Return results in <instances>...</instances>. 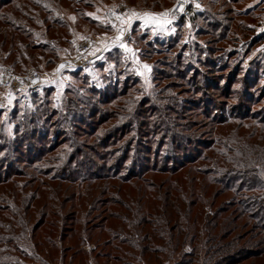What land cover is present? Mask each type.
<instances>
[{
    "label": "trees",
    "instance_id": "1",
    "mask_svg": "<svg viewBox=\"0 0 264 264\" xmlns=\"http://www.w3.org/2000/svg\"><path fill=\"white\" fill-rule=\"evenodd\" d=\"M174 2L132 0L129 4L163 10ZM202 3L204 10L180 18L178 25L199 20L198 32H208L211 29L205 26L212 25L221 34L224 22H208L215 0ZM85 4L95 6L94 1ZM27 6L28 13L45 12L34 20L28 18L31 32L14 21H4L9 27L0 28L2 46L9 43L8 57L2 61L20 74L29 70L24 62L27 65L35 58L42 68L55 65L63 43L70 45L72 36L70 23L53 9ZM135 25L138 29V21L134 29ZM38 29L47 34L51 30L59 41V47L43 41L47 58L37 56L38 49L29 40L43 35ZM103 30L111 27L105 25ZM161 37L165 39L157 35L148 40L144 52L146 45L161 50ZM168 38L171 44L180 40L175 35ZM132 39L137 45L134 33ZM108 57L120 65L116 76L103 66L97 77L87 70H74L72 81L60 91L50 85L42 94H33L27 107L19 106L20 111L14 107L15 137L5 140L8 145H0V151L8 153L0 157V233L10 231L14 236L23 215L28 224L34 223L30 240L35 250L64 259L70 248L77 264H264V121L251 128L233 123L237 132H243L204 140L184 135L178 128H190L160 114L159 121H149L157 135H124L127 129L141 131L139 126L147 125L138 120L143 105L152 100L137 97L139 78L122 61L120 49ZM155 72L161 76V71ZM211 82L218 85L207 75L206 84L220 88ZM229 88L225 85L222 92ZM153 109L151 105L150 112ZM120 113L132 121L121 126ZM228 119L219 123L221 131L226 132L227 125L232 130L233 118ZM35 138L41 140L38 148L23 147ZM9 156L14 157L10 162ZM57 162H65L62 172L52 174L44 167ZM19 177L26 178V183L21 184ZM7 242L13 249L17 245L15 238ZM91 243H97L102 252L88 250ZM46 245H52L55 256Z\"/></svg>",
    "mask_w": 264,
    "mask_h": 264
},
{
    "label": "rangeland",
    "instance_id": "2",
    "mask_svg": "<svg viewBox=\"0 0 264 264\" xmlns=\"http://www.w3.org/2000/svg\"><path fill=\"white\" fill-rule=\"evenodd\" d=\"M29 1H32V4H28ZM92 1L95 3L93 8L89 4H85ZM5 2L6 0H0L1 29L9 27L6 26L7 24L4 25V21H8L11 24L15 22L14 25L20 26L27 33L31 32L33 29V26L29 27L32 25L31 20L45 15V12L28 13L27 5L53 9L54 13L60 14L70 23L71 43L70 45L63 43L64 49L59 52L60 58L55 65L42 68L43 65L41 66L36 58L34 62L27 65L24 62V69L29 68V70L42 72L43 76L48 79V83L59 88L58 91L66 85L62 80L58 81L60 79L56 77L55 70L62 61L74 55L76 43L81 38L93 35L102 39L115 35L116 26L109 21L108 17L110 5L124 2L133 9L134 22L138 21L139 30L136 25L135 29L132 25L129 42L124 44L121 41H116L114 47L107 51L105 61L89 70L92 75L97 77L102 73V71L97 73L98 68L103 66L105 67L104 71L108 69L116 76L117 68L120 65H116L111 59L112 57H108V54L115 49H120L122 61L124 60L129 70H133L139 78L140 91L136 93L137 97L140 99L148 97L149 101L152 100L151 104L143 105L142 118L135 119V122L138 120V122L147 123V125L139 126L141 131L127 129L123 132L124 135H143L144 133L157 135L151 131L149 121L153 119L159 121L160 114L164 118L175 120V124L186 125L190 128L188 131L178 128L184 135H195V138H204V140L211 138V135H239L242 133V130L236 131L237 128L233 123L244 126V128H251L257 121H264V0H215V5L211 8L212 17L208 18V22L218 25L224 22L226 28H220L221 34L212 25L205 26L207 29H211L208 32L201 33V29L198 32V26L202 25L199 20L196 23L189 22L178 25V20L170 21L160 15L161 12L169 8L163 10L140 9L130 5L132 0L130 2L127 0H84L83 2L77 0H10L8 4ZM224 2L227 4L222 5ZM19 11H23L26 17L22 16ZM105 25H109L111 30H103ZM48 31L47 34L44 30L38 29L36 32L43 35L29 38L32 45L38 49L35 53L40 58L49 57L45 56V51L42 50L43 41L50 40L52 46L59 47L58 38L53 35L51 30ZM142 31L144 35L141 37L140 32ZM2 32L0 31V69L11 65V63L5 64V61H2L9 54V43L5 47L2 46ZM133 33L139 39L137 45L133 42ZM157 35L165 36V39L161 37L163 39L159 44L161 50H150L146 45L147 50L144 52L142 47L145 43ZM173 35L180 39L176 44H171L172 38H168ZM110 39L113 40V38ZM105 41L102 40L100 44H104ZM142 53L148 58L142 57ZM26 54L29 57L32 56L31 51H26ZM208 67L213 69L208 70ZM155 70L161 71V76L157 77ZM206 74L211 80L215 79L218 83L215 85L211 82L212 85L220 88L214 90L211 85L206 84ZM180 76L184 78H180ZM225 85L230 88L223 93L222 88ZM31 96H11L0 90V135L3 136L0 140L1 146L8 145L5 140L15 137L18 122L14 107L18 111H20L19 106L27 107ZM151 105L153 108L156 107V111L153 109L150 112ZM158 107L162 108L161 112ZM245 112L248 114H244ZM122 115L120 113L118 116L122 118ZM228 118H233L232 130L227 125L226 132L221 131L223 128L219 123ZM125 122L127 123L128 119L122 118L121 126H125ZM169 125L173 126V124ZM178 129L175 127V130L178 131ZM37 139L27 142L23 147L38 148L41 140L37 141ZM65 145L68 146L69 142ZM7 154L6 151H0L2 158L8 157ZM13 156H9V162L14 159ZM64 165H66L65 162H57L44 167L50 169L52 174H56L62 172ZM18 179L22 181L21 184H25L27 181L26 178L19 177ZM7 198L11 199V197ZM19 225L20 229L14 230V236L10 231L0 233V236L3 237V242L0 244V264H77L75 260H72L73 249L68 248L64 259H59L53 254L52 245H46V249L55 256L53 259L45 250L43 253L35 250L33 242L30 240L34 223L28 224L23 215H20ZM14 238L15 245H17L13 249L7 240ZM87 248L95 250V252L101 251V247L97 243H91Z\"/></svg>",
    "mask_w": 264,
    "mask_h": 264
},
{
    "label": "built area",
    "instance_id": "3",
    "mask_svg": "<svg viewBox=\"0 0 264 264\" xmlns=\"http://www.w3.org/2000/svg\"><path fill=\"white\" fill-rule=\"evenodd\" d=\"M202 8V0H175L173 6L161 12L160 15L170 21H176L194 16ZM132 12L133 9L124 2L110 5L109 21L116 26L115 35L110 37L113 40L109 36L99 39L93 35H86L81 38L76 43L74 55L62 61L56 68L55 75L60 79L58 81L62 80L64 84H68L72 81L71 71L78 69L89 71L96 68L105 61L107 51L114 47L116 41L127 44L135 20ZM102 40H106L104 44H100ZM48 82L40 71L31 69L20 74L14 71L12 65H6L0 69V90L11 96L42 94L45 88L51 85Z\"/></svg>",
    "mask_w": 264,
    "mask_h": 264
}]
</instances>
